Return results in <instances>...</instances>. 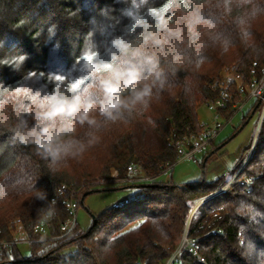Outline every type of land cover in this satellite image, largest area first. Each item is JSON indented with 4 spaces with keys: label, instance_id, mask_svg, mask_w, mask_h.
<instances>
[{
    "label": "trees",
    "instance_id": "trees-1",
    "mask_svg": "<svg viewBox=\"0 0 264 264\" xmlns=\"http://www.w3.org/2000/svg\"><path fill=\"white\" fill-rule=\"evenodd\" d=\"M124 7L122 0H0V61L27 56L18 70L0 64V83L43 93L63 77L72 82L86 75L82 59L92 56L82 57L85 48L91 44L107 59L113 36L130 28ZM253 31L254 50L237 43L229 54H211L191 96L179 88L165 94L144 117L108 127L99 144L55 173L30 146L13 145L10 133L0 132V189L5 192L0 241L19 237L30 247L26 257L18 245L0 247V264H166L186 230L195 249H182L174 264H264V116L254 154L230 189L205 200L225 186L224 177L181 186L158 180L179 160L178 144L205 129L198 115L201 104L222 99L218 112L229 119L262 79L264 18ZM251 112L261 115L259 100ZM149 116L154 126L146 123ZM131 167L154 181L127 185L136 190L134 196L94 216L87 231L76 224L71 233H62L84 207L87 193L119 184L130 177ZM199 201L203 204L190 218Z\"/></svg>",
    "mask_w": 264,
    "mask_h": 264
},
{
    "label": "clouds",
    "instance_id": "clouds-1",
    "mask_svg": "<svg viewBox=\"0 0 264 264\" xmlns=\"http://www.w3.org/2000/svg\"><path fill=\"white\" fill-rule=\"evenodd\" d=\"M122 2L131 26L113 36L107 59L93 45L85 48L82 57L92 56L82 59L86 75L54 80L58 86L43 93L0 83V132H9L13 145L30 146L52 173L99 144L111 125L144 117L165 94L179 88L191 96L212 53L229 54L237 43L254 50L253 26L264 18V0ZM26 59L0 64L18 70ZM146 123L155 125L150 116Z\"/></svg>",
    "mask_w": 264,
    "mask_h": 264
},
{
    "label": "rangeland",
    "instance_id": "rangeland-1",
    "mask_svg": "<svg viewBox=\"0 0 264 264\" xmlns=\"http://www.w3.org/2000/svg\"><path fill=\"white\" fill-rule=\"evenodd\" d=\"M254 102V100H248L247 96H243L241 103L236 105H240V108L229 119L221 116L218 110H212L208 104H201L198 108L201 125L204 128L218 127V136L208 147L206 153L197 155L192 161H177L175 166L169 172L162 174L158 180L168 182L171 179L174 185L181 186L200 181L212 184L224 177L225 186L217 189L205 200L216 197L230 189L234 180L246 169L254 154V143L257 139L256 131L260 117L258 112H251ZM248 146L251 148L244 152ZM207 156L210 158L205 163ZM228 184L230 187L225 190ZM95 191L86 197L84 207L78 208L75 214L76 222L81 231H87L91 227L94 216H99L106 209L134 196L136 190L128 188L127 185L117 184L97 188ZM197 204L193 207L190 218L194 215V208L197 207ZM13 242L19 243L17 244L18 249L25 257L29 255L30 247L27 241L18 237ZM71 251L73 252L74 249Z\"/></svg>",
    "mask_w": 264,
    "mask_h": 264
},
{
    "label": "built area",
    "instance_id": "built-area-1",
    "mask_svg": "<svg viewBox=\"0 0 264 264\" xmlns=\"http://www.w3.org/2000/svg\"><path fill=\"white\" fill-rule=\"evenodd\" d=\"M243 91V90H242ZM241 91V92H242ZM248 99L252 100H259L262 104V112L259 118V124L257 127V135L259 132V128L264 116V68L262 69V79L255 83L248 91L247 94ZM224 106V101L218 100L215 103L210 104V108L212 110H218L219 108H222ZM237 109L240 108V105L236 106ZM219 133V128H205L201 135L197 138H192V139H185L183 142L178 144V148L180 150V157L178 161H192L195 159L197 155H202L207 152L208 147L211 145V143L216 139ZM255 144V143H254ZM174 166H168L165 173L169 172ZM129 174L130 177L127 179L120 180L118 182L119 184H125V185H143L147 183H151L154 181L153 178L148 177L146 175H143L140 173L138 168L131 167L129 168ZM230 187V184H228L225 188ZM223 190V191H225ZM201 202V201H199ZM197 204V207L194 208V212L197 210L198 207L203 204V201L201 203ZM127 203V200L123 201L122 203L115 204L113 207H119L122 204ZM69 208L71 209L72 212H74V206L72 204L69 205ZM76 217L74 216L71 220H69L61 229L62 233L64 235L71 233L75 227H76ZM188 229V227H187ZM17 245L19 244L18 242H8V241H0V247L2 246H10V245ZM195 241L191 240L187 237V230L185 234L182 237L181 243L177 250L172 254L171 258L167 261L166 264H174V262L177 259V256L179 255L180 251L184 248H188L191 252L194 251L195 249Z\"/></svg>",
    "mask_w": 264,
    "mask_h": 264
},
{
    "label": "water",
    "instance_id": "water-1",
    "mask_svg": "<svg viewBox=\"0 0 264 264\" xmlns=\"http://www.w3.org/2000/svg\"><path fill=\"white\" fill-rule=\"evenodd\" d=\"M260 103H261V102H260ZM91 194H92V193H87L86 196H89V195H91Z\"/></svg>",
    "mask_w": 264,
    "mask_h": 264
},
{
    "label": "crops",
    "instance_id": "crops-1",
    "mask_svg": "<svg viewBox=\"0 0 264 264\" xmlns=\"http://www.w3.org/2000/svg\"><path fill=\"white\" fill-rule=\"evenodd\" d=\"M248 100H252V99H248ZM255 101V100H254Z\"/></svg>",
    "mask_w": 264,
    "mask_h": 264
}]
</instances>
